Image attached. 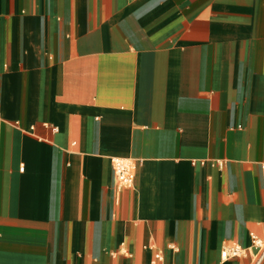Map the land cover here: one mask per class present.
Segmentation results:
<instances>
[{
  "label": "crops",
  "instance_id": "crops-1",
  "mask_svg": "<svg viewBox=\"0 0 264 264\" xmlns=\"http://www.w3.org/2000/svg\"><path fill=\"white\" fill-rule=\"evenodd\" d=\"M262 165L264 0H0V264H252Z\"/></svg>",
  "mask_w": 264,
  "mask_h": 264
},
{
  "label": "built area",
  "instance_id": "built-area-1",
  "mask_svg": "<svg viewBox=\"0 0 264 264\" xmlns=\"http://www.w3.org/2000/svg\"><path fill=\"white\" fill-rule=\"evenodd\" d=\"M112 165L118 189L132 187L138 162L132 159H113ZM262 170L264 181V165H262ZM250 252L254 255L252 264H261L264 260V236L251 233L249 247H242L237 244L230 245L221 251L220 256L223 260L238 259L247 257Z\"/></svg>",
  "mask_w": 264,
  "mask_h": 264
}]
</instances>
